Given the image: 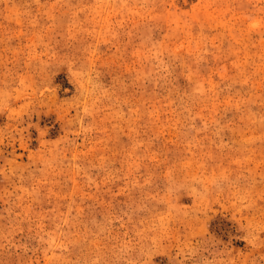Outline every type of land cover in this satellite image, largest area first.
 Listing matches in <instances>:
<instances>
[{
    "label": "rangeland",
    "instance_id": "rangeland-1",
    "mask_svg": "<svg viewBox=\"0 0 264 264\" xmlns=\"http://www.w3.org/2000/svg\"><path fill=\"white\" fill-rule=\"evenodd\" d=\"M0 264H264V0H0Z\"/></svg>",
    "mask_w": 264,
    "mask_h": 264
}]
</instances>
